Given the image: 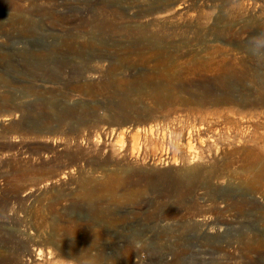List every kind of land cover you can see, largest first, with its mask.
Listing matches in <instances>:
<instances>
[{"label": "rangeland", "instance_id": "1", "mask_svg": "<svg viewBox=\"0 0 264 264\" xmlns=\"http://www.w3.org/2000/svg\"><path fill=\"white\" fill-rule=\"evenodd\" d=\"M258 40L264 0H0V264H264Z\"/></svg>", "mask_w": 264, "mask_h": 264}, {"label": "clouds", "instance_id": "2", "mask_svg": "<svg viewBox=\"0 0 264 264\" xmlns=\"http://www.w3.org/2000/svg\"><path fill=\"white\" fill-rule=\"evenodd\" d=\"M253 54L258 57H264V40L254 42ZM135 246L139 248L141 245L137 242Z\"/></svg>", "mask_w": 264, "mask_h": 264}, {"label": "bare ground", "instance_id": "3", "mask_svg": "<svg viewBox=\"0 0 264 264\" xmlns=\"http://www.w3.org/2000/svg\"><path fill=\"white\" fill-rule=\"evenodd\" d=\"M120 134H121L122 136H124V135H125V131H122Z\"/></svg>", "mask_w": 264, "mask_h": 264}]
</instances>
